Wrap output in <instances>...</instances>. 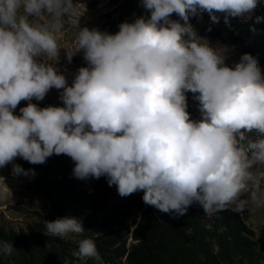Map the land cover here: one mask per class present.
<instances>
[{"label":"clouds","instance_id":"clouds-1","mask_svg":"<svg viewBox=\"0 0 264 264\" xmlns=\"http://www.w3.org/2000/svg\"><path fill=\"white\" fill-rule=\"evenodd\" d=\"M262 4L141 0L150 15L110 34L80 27L74 0H0V168L11 163L12 175H34L15 158L43 164L64 154L74 161L75 178L104 176L121 197L142 191L146 205L177 218L193 204L206 217L230 205L264 207L256 171L264 168V73L249 53L227 66L189 23L207 12L213 24L222 14L229 25L230 18H251ZM66 28L73 38L62 47ZM61 49L69 63L80 52L87 62L71 85L55 67ZM52 88L62 90L63 107L31 103ZM189 91L199 102V120L186 110ZM21 100L29 102L15 115ZM84 231L73 216L45 220L44 235L63 239ZM15 251L0 240V257ZM72 256L104 264L91 238L80 239Z\"/></svg>","mask_w":264,"mask_h":264},{"label":"trees","instance_id":"trees-1","mask_svg":"<svg viewBox=\"0 0 264 264\" xmlns=\"http://www.w3.org/2000/svg\"><path fill=\"white\" fill-rule=\"evenodd\" d=\"M117 1L150 15L141 0ZM259 9L264 10V4L251 18H230L229 25H225L222 14L221 20L213 24L207 12L190 16L189 23L210 40L230 41L264 63V20L255 21L256 16H262ZM171 18L179 20L175 13ZM28 165L35 173L30 172L34 187L45 200L44 214L27 226L28 234L0 228V240L12 242L17 249L10 257H0V264H94L91 259L79 261L72 256L78 241L44 235L45 220L66 213L81 221L84 232H94L95 237L87 233L84 238L94 240L104 264H264V254L253 231L229 207L206 217L202 208L193 204L177 218L141 199L123 204L115 209V214H109L93 200L82 204L89 183L75 178L61 156L53 154L43 164ZM131 206L140 215L131 232L132 243L127 245L124 233L129 231L126 219Z\"/></svg>","mask_w":264,"mask_h":264},{"label":"rangeland","instance_id":"rangeland-1","mask_svg":"<svg viewBox=\"0 0 264 264\" xmlns=\"http://www.w3.org/2000/svg\"><path fill=\"white\" fill-rule=\"evenodd\" d=\"M74 3L79 4V10L82 14L80 17V27H88L90 30L97 29L110 34L118 32L119 25L122 22L132 23L138 17L148 16L139 12L136 8L117 0H74ZM259 13L264 16V10L259 9ZM197 34L205 40L202 42L208 43L213 49H218L219 54L224 55V63L227 66L232 67L235 63L239 62L243 52L238 45L230 41H212L200 32H197ZM72 38V30L66 28L59 36L60 46H71ZM258 63L262 73H264V63L259 60ZM86 66L87 62L83 58V52L74 55L69 63L64 57L63 49L60 51L59 62L55 64V67L66 77L69 85H71L78 69ZM60 91L62 90L52 88L46 93L43 100L37 101L35 98H32L31 103L37 104L41 108L50 105L63 107V102L59 99ZM185 95L187 102L186 110L189 113L190 119H201V113L198 107L199 102L194 98L195 94L189 91ZM28 102L21 100L14 110V114L20 115L19 109L27 106ZM58 156H61L67 169L72 172L74 161L64 154ZM14 163L21 165L25 170L30 168L29 163L20 157L15 158ZM11 169V163L0 168V228L12 230L16 234L20 232L28 234L27 226L32 222H37L40 215L44 214L45 200L34 187L35 183L30 173L28 176H14L12 175ZM256 171L261 176L262 182H264V168H257ZM84 180L89 183V190L86 196L82 198V204L86 205L88 203L86 200H93L109 214H115L117 212L115 209H118L117 207L123 204L130 205V202H139L143 196L142 191H137L126 197H121L117 193L116 186H109L104 176L98 179L89 177ZM228 207L237 213L239 218L253 231L254 240L258 243L259 248L264 254V207L256 208L251 206L241 210H236L231 205ZM129 212L130 215L126 219V225L129 231L124 233V236L127 238V245L132 243L131 232L136 227V222L140 215L138 210L133 206L130 207ZM103 215L104 213L101 212V219ZM63 216H68V213ZM51 217L53 219L50 221L57 218V216ZM87 233L88 231L78 235H70L65 239L69 242H77L84 238ZM93 233V231H89L88 235L95 237L96 235Z\"/></svg>","mask_w":264,"mask_h":264}]
</instances>
